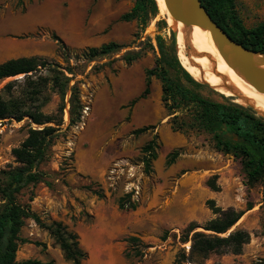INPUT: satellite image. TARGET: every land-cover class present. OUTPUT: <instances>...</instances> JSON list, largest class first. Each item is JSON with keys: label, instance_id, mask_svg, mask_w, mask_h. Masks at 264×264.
<instances>
[{"label": "rangeland", "instance_id": "374dc122", "mask_svg": "<svg viewBox=\"0 0 264 264\" xmlns=\"http://www.w3.org/2000/svg\"><path fill=\"white\" fill-rule=\"evenodd\" d=\"M135 1L0 0V63L37 56L65 68L52 39L56 36L70 50V65L79 66L76 79L81 82L84 106L80 124L67 129L66 105L63 131L40 166L46 183L22 190L17 202L42 223H60L75 233L87 253L82 264H195L181 257L190 247V242H181L183 230L190 223L203 226L212 219L205 203L213 200L219 208L243 214L230 232L246 231L250 241L240 255H210L202 264H264L261 184L246 186L239 162L217 153L208 135L172 131L173 116L163 108L157 79H151L148 97L131 105L144 90L145 70L154 67L159 54L156 38L168 44L172 32L159 11L155 17H148L144 27L137 20L120 21ZM235 11L246 30L264 23V0H235ZM110 42L121 45V51L82 69L83 62L76 60L79 51ZM181 43L175 42L178 49ZM127 52H141L142 56L126 65L121 58ZM95 66L100 69L91 71ZM12 80L0 82V89ZM203 86L204 96L220 100L218 93ZM58 104V97L50 95L42 111L53 114ZM148 126L154 130L132 134ZM30 128L36 127L27 118L0 121V170L15 166L11 150L22 143ZM154 136L159 148L153 174L147 177L140 163V149ZM175 151L178 157L167 166V156ZM212 179L218 188L215 192L206 185ZM87 187L101 190L104 198L96 197ZM121 202L136 208L119 209ZM19 236L18 262L30 259L70 264L48 233L32 220L24 221Z\"/></svg>", "mask_w": 264, "mask_h": 264}, {"label": "trees", "instance_id": "16d2710c", "mask_svg": "<svg viewBox=\"0 0 264 264\" xmlns=\"http://www.w3.org/2000/svg\"><path fill=\"white\" fill-rule=\"evenodd\" d=\"M199 1L211 19L233 41L248 50L264 54V23L246 30L237 17L235 0ZM157 14L155 0H136L131 11L122 15L120 21L137 20L144 27L148 17H155ZM162 25L168 28L165 22ZM52 39L58 45L59 56L66 64L65 68L37 56L0 63V82L14 79L0 89V121L21 122L27 118L36 127L30 128L22 143L11 150L15 166L8 165L0 170V264H53L30 259L21 262L16 260L21 242L19 234L27 219L48 233L66 262L82 264L87 259V253L80 247L75 233L68 232L60 223H42L29 208L17 202V196L22 190L38 183H46V176L40 166L47 161L54 141L63 131L66 105L69 117L67 129L80 124L83 117L84 106L79 90L81 82L76 79L79 66H71L70 50L56 36ZM149 45L155 53L154 47ZM156 46L159 54L154 67L145 70L144 90L131 105L146 99L150 94L151 79H157L161 84L163 108L169 116H173L170 121L172 131L208 135L217 153L231 156L239 162L246 186L261 184L264 195V119L252 109L233 103V98L220 95V100H216L204 96V86L182 67L172 32L168 44L157 37ZM121 49L122 46L114 42L85 48L76 54V60L83 62L84 69L93 62L119 53ZM141 56V52H127L121 59L126 65H131ZM99 69L95 66L91 71ZM53 94L58 97L59 104L55 113L45 114L42 109ZM180 112H187L188 115L179 117L176 114ZM153 130L154 127L148 126L135 130L132 134L142 135ZM158 148V139L154 136L140 149V163L147 177L153 174L152 164L157 159ZM178 155V151L169 154L166 165H172ZM206 185L211 191L218 190L214 179L208 180ZM86 190L100 199L104 198L101 190H91L90 187ZM205 205L213 218L203 226L195 223L186 226L181 242H190V247L188 254H181L182 259L202 264L210 255H240L243 247L249 243L250 236L243 230L230 231L243 214L232 208H219L213 200H207ZM125 208L134 210L136 206L132 203L126 206L119 203V209ZM198 228L202 231H197Z\"/></svg>", "mask_w": 264, "mask_h": 264}, {"label": "bare ground", "instance_id": "6f19581e", "mask_svg": "<svg viewBox=\"0 0 264 264\" xmlns=\"http://www.w3.org/2000/svg\"><path fill=\"white\" fill-rule=\"evenodd\" d=\"M155 2L170 29L175 32L176 44L182 40L178 49L179 57L188 74L193 79L206 83L219 95L234 98V102L248 106L264 118V94L255 91L225 64L212 38L197 26H185L176 22L170 16L163 0H155ZM99 238L101 239L102 236L100 235Z\"/></svg>", "mask_w": 264, "mask_h": 264}, {"label": "water", "instance_id": "95a60500", "mask_svg": "<svg viewBox=\"0 0 264 264\" xmlns=\"http://www.w3.org/2000/svg\"><path fill=\"white\" fill-rule=\"evenodd\" d=\"M163 2L170 16L176 22L182 23L185 26H197L208 34L214 41L225 64L241 76L255 91L264 94L263 53L248 50L233 41L211 19L199 0H163ZM172 35L175 40V32L173 30ZM197 82L207 86L204 82Z\"/></svg>", "mask_w": 264, "mask_h": 264}, {"label": "built area", "instance_id": "2783aa9c", "mask_svg": "<svg viewBox=\"0 0 264 264\" xmlns=\"http://www.w3.org/2000/svg\"><path fill=\"white\" fill-rule=\"evenodd\" d=\"M187 249H188V247H187Z\"/></svg>", "mask_w": 264, "mask_h": 264}]
</instances>
